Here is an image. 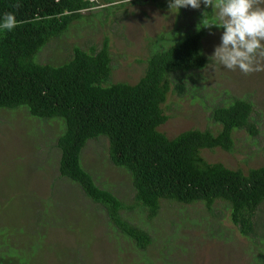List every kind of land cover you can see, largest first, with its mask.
Segmentation results:
<instances>
[{"label":"rangeland","instance_id":"obj_1","mask_svg":"<svg viewBox=\"0 0 264 264\" xmlns=\"http://www.w3.org/2000/svg\"><path fill=\"white\" fill-rule=\"evenodd\" d=\"M96 1L98 7L84 11L61 37L41 48L34 62L55 59L57 64L70 55L73 46L98 51L107 40L111 82L132 85L142 76L154 44L166 42L165 33H193L195 27H204L201 51L207 64L182 75L187 88L182 96L167 95L162 107L168 119L158 131L169 139L189 130H209L216 135L220 126L212 124L211 110L234 99L246 100L252 104L251 118L259 133L250 136L244 130H233L232 152L202 150L201 156L209 164L244 174L264 166V56L256 58L261 70L247 75L238 69L229 71L215 61L212 56L223 29L207 27L211 18L216 19L211 7L187 8L184 13L180 9L176 14L170 11L169 0ZM254 8L264 9V0H254ZM204 12L208 13L203 21L198 15ZM161 32L162 41L156 39ZM62 132L58 121L33 119L25 109L0 111L3 264H9L7 259L15 263L14 257L8 258L10 250L25 254L28 264H263L264 205L256 213L255 233L250 237L239 234L229 220L227 204L220 201L208 211L202 203L163 200L158 214L148 218L134 201L130 174L109 162L107 141H89L79 163L99 189L108 190L122 203L120 216L148 235L150 244L144 250L137 249L109 224L102 207L59 175L60 151L55 144ZM21 208L29 209L30 223H24L25 232L10 234V221ZM34 222L47 228L46 238L39 242L32 236ZM4 235L5 240L1 238Z\"/></svg>","mask_w":264,"mask_h":264},{"label":"trees","instance_id":"obj_2","mask_svg":"<svg viewBox=\"0 0 264 264\" xmlns=\"http://www.w3.org/2000/svg\"><path fill=\"white\" fill-rule=\"evenodd\" d=\"M93 5L86 0H0V15L11 12L18 22L13 31L0 32V111L21 108L33 119L58 121L63 127L55 144L60 151L59 175L102 207L109 224L137 249L144 250L150 244L148 235L120 216L122 203L108 190L99 189L79 163L89 141H107L109 162L130 174L134 201L148 218L158 214L163 200L202 203L208 211L220 201L227 204L229 220L239 234L252 236L256 213L264 205V166L244 174L209 164L201 156L202 150L232 152L233 130H244L250 136L259 133L251 118L252 104L234 99L211 110L212 124L220 126L216 135L209 130H189L169 139L158 131L168 119L162 107L167 95L182 96L187 90L182 75L207 64L201 51L204 27H195L193 33H165L166 40L163 32L159 33L156 39L166 42L154 44L142 76L132 85L111 82L107 40L98 51L73 46L70 55L57 64L55 59L34 62L41 48L61 37L81 18L80 11ZM211 21L217 22L215 18ZM28 210L21 208L10 221V234L25 232L24 223H30ZM46 234L45 226L34 224L32 236L38 242ZM24 256L10 250L8 258L14 257L15 263L7 262L28 264ZM4 260L0 257V264Z\"/></svg>","mask_w":264,"mask_h":264},{"label":"clouds","instance_id":"obj_3","mask_svg":"<svg viewBox=\"0 0 264 264\" xmlns=\"http://www.w3.org/2000/svg\"><path fill=\"white\" fill-rule=\"evenodd\" d=\"M202 5L211 7L217 20L207 27L223 29L212 56L215 61L229 71L238 69L245 75L260 71L256 58L264 56V9L254 8V0H169L168 7L178 14L182 8L199 10ZM202 15L204 21L206 13ZM17 24L13 13L0 15V32H11Z\"/></svg>","mask_w":264,"mask_h":264},{"label":"bare ground","instance_id":"obj_4","mask_svg":"<svg viewBox=\"0 0 264 264\" xmlns=\"http://www.w3.org/2000/svg\"><path fill=\"white\" fill-rule=\"evenodd\" d=\"M86 1H88V2H90V3H93V4H94L93 7H98V5H99V4L97 3L96 0H86ZM93 7H89V8L86 9V10H89V9H91V8H93ZM86 10H81V11H80V14L83 15V12L86 11Z\"/></svg>","mask_w":264,"mask_h":264}]
</instances>
